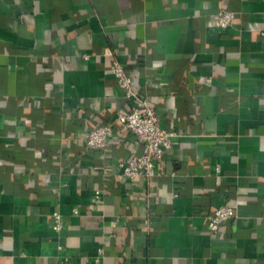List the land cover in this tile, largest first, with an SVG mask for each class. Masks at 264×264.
Here are the masks:
<instances>
[{"label": "crops", "instance_id": "1", "mask_svg": "<svg viewBox=\"0 0 264 264\" xmlns=\"http://www.w3.org/2000/svg\"><path fill=\"white\" fill-rule=\"evenodd\" d=\"M115 60L177 132L162 177L80 141L128 109ZM0 264H264V0H0Z\"/></svg>", "mask_w": 264, "mask_h": 264}, {"label": "built area", "instance_id": "2", "mask_svg": "<svg viewBox=\"0 0 264 264\" xmlns=\"http://www.w3.org/2000/svg\"><path fill=\"white\" fill-rule=\"evenodd\" d=\"M214 17L219 29L226 32L235 25L237 13L222 10ZM82 57L90 58L87 54ZM110 69L118 88L128 101V109L106 124H96L80 141L91 151L107 152L115 129L121 128L136 138L138 151L118 164L117 175L130 181H150L162 177L166 174L165 157L173 146L177 132L164 127L161 116L150 99L135 91L133 79L120 61H113ZM100 197L101 192H96L94 200L97 201ZM74 212L78 213V210L74 209ZM234 218L236 210L223 205L210 217L207 229L211 234H217L223 224ZM52 219L55 231L60 232L65 228L64 219L59 212H55Z\"/></svg>", "mask_w": 264, "mask_h": 264}]
</instances>
